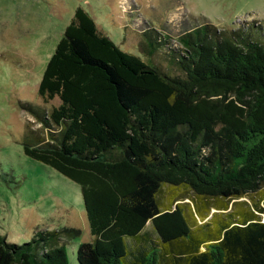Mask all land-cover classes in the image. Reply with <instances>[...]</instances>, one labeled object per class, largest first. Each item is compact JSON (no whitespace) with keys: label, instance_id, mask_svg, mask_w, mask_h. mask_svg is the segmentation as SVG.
<instances>
[{"label":"trees","instance_id":"1","mask_svg":"<svg viewBox=\"0 0 264 264\" xmlns=\"http://www.w3.org/2000/svg\"><path fill=\"white\" fill-rule=\"evenodd\" d=\"M241 27L179 36L170 76L76 9L38 89L59 104L22 107L25 154L80 186L79 264H264V40ZM63 233L0 234V264H69Z\"/></svg>","mask_w":264,"mask_h":264},{"label":"rangeland","instance_id":"2","mask_svg":"<svg viewBox=\"0 0 264 264\" xmlns=\"http://www.w3.org/2000/svg\"><path fill=\"white\" fill-rule=\"evenodd\" d=\"M78 7L120 48L170 76L176 56L170 48L183 53L179 36L198 24L249 26L264 40V0H0V234L23 244L38 232L77 230L55 236L69 264H79L77 247L94 240L81 189L25 154L23 144L45 130L22 106L48 113L59 104L38 89Z\"/></svg>","mask_w":264,"mask_h":264}]
</instances>
